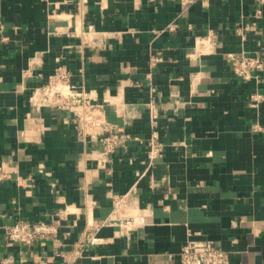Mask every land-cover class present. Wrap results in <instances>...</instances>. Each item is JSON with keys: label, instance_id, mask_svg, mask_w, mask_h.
<instances>
[{"label": "crops", "instance_id": "1", "mask_svg": "<svg viewBox=\"0 0 264 264\" xmlns=\"http://www.w3.org/2000/svg\"><path fill=\"white\" fill-rule=\"evenodd\" d=\"M183 2L0 0V264H177L189 238L264 264V0ZM230 55L260 57L259 76ZM58 69L130 135L106 161L73 108L27 102ZM18 221L55 232L9 245Z\"/></svg>", "mask_w": 264, "mask_h": 264}, {"label": "built area", "instance_id": "2", "mask_svg": "<svg viewBox=\"0 0 264 264\" xmlns=\"http://www.w3.org/2000/svg\"><path fill=\"white\" fill-rule=\"evenodd\" d=\"M188 0H184L183 4ZM78 4L84 2V0H76ZM229 65L232 73L243 81H248L253 77L259 76L262 71L263 61L257 56L241 55L236 58L232 55L228 57ZM67 72L61 69L48 77L45 85L34 88L31 91L29 101L30 105L37 109L41 107H56L59 106L60 98H71L72 100L79 94L69 86H66ZM54 85V86H52ZM55 98V100H53ZM58 101H57V100ZM261 95L251 96V106L255 107L262 100ZM98 108V105H96ZM92 112L86 114V117H92L94 111H98L93 108ZM78 116L77 114H75ZM79 117V116H78ZM94 127V126H93ZM80 129H83V125L80 124ZM264 130V128H260ZM97 143L101 148L99 157L106 161L108 157L114 153V151L122 146L125 141L130 139V135L118 129L112 133L108 128H100L99 131L93 132ZM147 156L149 160H154L160 157L163 150V144L160 141L158 131L153 129L151 131L149 140L147 142ZM125 196H119L113 198V206L115 211L123 209L127 202ZM129 221L125 220L122 226L126 227ZM5 232V242L9 245L20 244L26 247L37 244L39 241L44 242L49 239L55 232L50 224L44 222L30 223L27 221H18L9 225ZM92 242L97 244L102 243V240L93 239ZM177 264H230L229 255L225 252L217 243L212 240H194L189 238L186 243L181 247L178 253Z\"/></svg>", "mask_w": 264, "mask_h": 264}, {"label": "rangeland", "instance_id": "3", "mask_svg": "<svg viewBox=\"0 0 264 264\" xmlns=\"http://www.w3.org/2000/svg\"><path fill=\"white\" fill-rule=\"evenodd\" d=\"M189 1L190 0L186 1V3H188ZM191 2H192V0H191ZM191 2H189L188 4H185V5L188 6ZM43 85H45V84H43ZM52 86H54V85H52ZM78 94H79L78 98L75 97L73 100L69 97H67V98H60L59 97L58 98L59 99V106H56L55 108H57L59 110H64V111H71V108H73L74 109L73 113L77 114L81 119L80 124L83 125L82 130H84L88 127H92V128L95 127L96 128L95 131H97V132L99 131L98 127H102V128L105 127V128L110 129L108 127L110 125H106L102 119L103 107H101L99 104L92 102L89 95L84 94L83 92H81V93L78 92ZM53 100H55V98H53ZM27 102L30 104L29 100ZM96 105H98V108L96 107ZM93 108L97 109L98 111H94L93 114H91V115H93L92 117H86V114L89 112H92ZM32 109H35V108L32 107ZM3 168L4 167H0V181H2L3 179H6L7 177L10 178V175H12L11 172L5 171V169H3ZM5 232H6V230H4V236H5Z\"/></svg>", "mask_w": 264, "mask_h": 264}]
</instances>
